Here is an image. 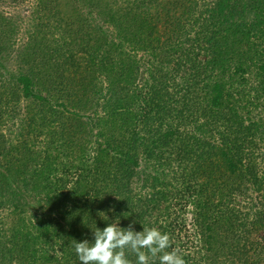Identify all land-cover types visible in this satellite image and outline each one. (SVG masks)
I'll return each mask as SVG.
<instances>
[{"label":"trees","instance_id":"obj_1","mask_svg":"<svg viewBox=\"0 0 264 264\" xmlns=\"http://www.w3.org/2000/svg\"><path fill=\"white\" fill-rule=\"evenodd\" d=\"M23 14L0 9V264H80L133 222L186 264H264V0Z\"/></svg>","mask_w":264,"mask_h":264},{"label":"clouds","instance_id":"obj_2","mask_svg":"<svg viewBox=\"0 0 264 264\" xmlns=\"http://www.w3.org/2000/svg\"><path fill=\"white\" fill-rule=\"evenodd\" d=\"M133 224L127 228L114 223L103 229L96 227L93 241H75L74 250L80 264H131L127 253L135 255V264H157V261L158 264H186L178 249L168 251L172 241L167 233L154 227L135 231Z\"/></svg>","mask_w":264,"mask_h":264},{"label":"rangeland","instance_id":"obj_3","mask_svg":"<svg viewBox=\"0 0 264 264\" xmlns=\"http://www.w3.org/2000/svg\"><path fill=\"white\" fill-rule=\"evenodd\" d=\"M35 2H36V0H22V3L20 2V5H19V3L16 0H2L0 2V9L3 11H6L8 13L9 12H11V13L16 12V13H21L22 15H25V14H23V12L26 11V9H28V8H32L33 5L35 4ZM25 33H26V31H24L20 35L21 38L26 37ZM3 73H5V70H3ZM23 103L25 104V100H23ZM256 195H257L256 192H253L251 190L249 191V197L256 196ZM247 201H250V199H248ZM262 201L264 203V200H262ZM262 206L264 207L263 204L258 203L257 204L258 208H254V209L251 208L249 210L250 219L251 218L253 219L255 212L259 209V207L261 208ZM247 211H248V209H247Z\"/></svg>","mask_w":264,"mask_h":264}]
</instances>
